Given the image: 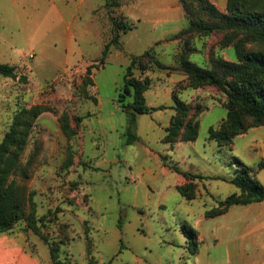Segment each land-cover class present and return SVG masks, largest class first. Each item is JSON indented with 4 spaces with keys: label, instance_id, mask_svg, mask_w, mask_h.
Returning <instances> with one entry per match:
<instances>
[{
    "label": "rangeland",
    "instance_id": "rangeland-1",
    "mask_svg": "<svg viewBox=\"0 0 264 264\" xmlns=\"http://www.w3.org/2000/svg\"><path fill=\"white\" fill-rule=\"evenodd\" d=\"M209 1L225 12L227 0ZM113 21L130 28L124 32ZM188 26L180 0H0V63L16 73L0 75V144L20 111L42 110L8 177L21 212L13 230L35 217L49 242L62 241L60 257L75 264H194L181 225L196 229L206 204L215 206L236 188L229 181L236 155L207 138L226 116L225 95L213 86L190 87L179 55L185 51L205 68L213 56L237 59L233 46H220L221 32L176 36ZM114 34L118 43L101 63ZM246 47L264 50L260 43ZM147 49L171 68L133 66L134 76L149 79L146 104L162 108L138 114V138L126 143L123 76L131 58ZM173 92L205 106L191 148L184 144L193 141H163ZM185 183L192 184L191 200L177 190ZM210 184L220 193L210 195ZM40 243L39 254L49 259Z\"/></svg>",
    "mask_w": 264,
    "mask_h": 264
},
{
    "label": "trees",
    "instance_id": "trees-1",
    "mask_svg": "<svg viewBox=\"0 0 264 264\" xmlns=\"http://www.w3.org/2000/svg\"><path fill=\"white\" fill-rule=\"evenodd\" d=\"M180 1L189 19V26L178 33L177 37L188 32L205 35L221 32L223 38L220 46H233L237 61L213 56L211 57V68L194 64L188 60L185 51L179 55L181 63L179 68L186 74L190 87L213 86L225 95L223 105L226 109V116L217 126L208 128L207 138L216 142L219 147L231 150L233 138L236 135L243 134L252 127L264 126V50L255 51L246 47L248 43L264 45V0H227L225 12L219 11L209 0ZM198 13L201 16L197 19ZM113 25L115 28L123 29L124 32L130 28L125 22L113 21ZM117 43L118 35L114 34L102 50L99 59L101 63L105 60L110 44ZM152 52V49H147L140 55L133 56L130 64L125 68L123 93L119 101L122 102L120 107L126 116V143H132L138 138L135 132L138 114H147L162 108L146 104L144 92L148 89L149 79L138 78L132 71L136 64L145 69L147 63L155 64L160 69L171 68L160 62ZM0 75L15 77V67L0 63ZM125 96H131V99L123 103ZM172 99L174 114L165 129L163 141L168 143L194 141L198 136V117L205 106L200 103L188 104L181 100L175 92H173ZM41 112L40 108L20 111L15 116L10 129L5 132L0 144V233L12 231L14 225L21 219V212L16 204L15 184L13 179L8 180V177L17 162L18 150L21 149L35 118ZM60 120L62 122V119ZM61 126L63 130L69 132L65 125ZM9 152L14 154V158L7 160ZM231 158L236 173L229 181L237 188V191L230 192L217 201L215 206L205 212L206 217L222 214L231 205H246L264 198V186L254 178L256 169L245 165L236 156ZM28 165L31 164L28 162ZM261 166L262 163L258 164L257 168ZM25 173L29 175V167H25ZM184 175L187 176L186 173ZM177 190L187 200L195 196L190 183L179 185ZM26 222L24 230L31 231L47 245L52 264H75L72 263L74 261H70V257H60L62 241L49 242L46 235L36 225L35 217L27 219ZM181 226L183 233L189 238L187 250L194 255L199 246L198 231L186 224ZM86 253L87 255L90 253L89 249Z\"/></svg>",
    "mask_w": 264,
    "mask_h": 264
},
{
    "label": "crops",
    "instance_id": "crops-1",
    "mask_svg": "<svg viewBox=\"0 0 264 264\" xmlns=\"http://www.w3.org/2000/svg\"><path fill=\"white\" fill-rule=\"evenodd\" d=\"M262 127L264 126L252 127L245 133L236 135L232 149L228 151L235 154L245 165L255 168L254 178L264 186ZM193 143L194 141L184 146L191 148ZM216 145L223 149L217 143ZM260 163L262 166L257 168ZM206 173L211 179L222 180L217 177L220 173L208 170ZM207 188L210 195H214L215 191L220 193L219 188L213 191L211 184ZM233 191H237V188L231 190ZM210 208L206 204L197 218L199 246L197 253L192 255L193 263L264 264V198L246 205H231L222 214L206 217L205 212ZM32 235L34 234L24 229L0 233V264H50V256L49 259L46 255L41 257L38 251L40 242L45 243L38 236Z\"/></svg>",
    "mask_w": 264,
    "mask_h": 264
}]
</instances>
